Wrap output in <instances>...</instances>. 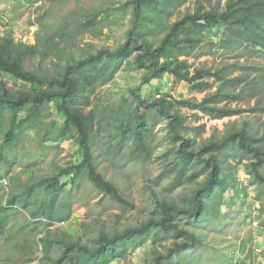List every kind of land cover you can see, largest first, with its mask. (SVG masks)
Listing matches in <instances>:
<instances>
[{
    "label": "rangeland",
    "instance_id": "rangeland-1",
    "mask_svg": "<svg viewBox=\"0 0 264 264\" xmlns=\"http://www.w3.org/2000/svg\"><path fill=\"white\" fill-rule=\"evenodd\" d=\"M129 1L28 0L20 3L0 0V11L5 15L7 26L11 28L3 35L10 32L14 38H20L27 45L36 42L37 33L41 39L52 38V54L47 57L30 56L23 66L40 77H58L68 63L96 54L101 49L114 51L125 42L133 17ZM231 1L235 0H184L180 4L175 3L167 10L163 22L153 29L149 39L157 46L171 24L185 14L197 9L223 12ZM213 31L204 32L201 43L186 58L191 72L195 69L221 70L226 78H239L241 82L236 80L222 85L221 81L210 78L211 88L198 93L192 92L185 82L175 84L169 75L144 85L142 79L147 74L146 70L138 69L133 58L123 62L106 84H97L86 112H93L98 129V137L93 146L94 156L98 157L97 170L117 185L128 205L109 201L84 179L77 189L76 201L67 221L49 225L42 220L44 222L37 223L36 228L28 224L30 226L26 228V233L11 235L9 242H4L5 237H2L0 264H23L28 257L33 260L25 264H40L45 256L55 259L60 248L55 246L46 253L38 243L41 238L80 240L82 244L91 247L100 233L112 235L149 219H159L160 203H174L184 209L191 206V195L204 182L205 175L196 176L198 169L189 168L180 178V159L175 151L177 144L172 141L167 120L154 111L148 116V158L130 159L133 149L131 143H125L117 157H113L112 150L118 141L116 127L121 123L126 124L136 108L137 102L132 96V90L138 88L137 94L149 101L162 95H170L175 100L201 101L219 87L231 95L245 90L243 97L230 98L218 105L240 111L238 115L222 120H211L201 114L196 118L193 110L178 108L184 117V132L193 140V148L196 150L211 140H221L230 132L243 127H247L255 136L262 135L264 56L257 49H243L240 46L241 40L225 31L224 26H218ZM222 37L223 40H231L233 44L228 51L219 46ZM236 46L240 47L236 49ZM5 82L13 90L30 88L20 81L6 79ZM3 117L0 120V145L8 126V113L3 114ZM63 118L57 111L56 103H50L43 109L39 125L23 131L16 146L7 151L11 162L2 169H8L9 172L2 177L5 185L1 192V204L4 205L9 197L7 191L16 190L19 174L25 173V177L22 176L20 180L23 182L33 176L39 179L57 174L60 169L81 160V151L75 140L54 142V135L46 141L41 139L45 128H49L52 122L56 123L57 128L60 127ZM39 148H45L44 156H39ZM241 157L237 149L233 152L225 149L220 155L228 185L222 202H227V206H219L215 220H205L195 227L191 226L202 245L186 253L178 261L179 264H264V211H261L264 195L261 200L256 199L258 188L246 174L248 158ZM63 181L66 180L61 178ZM28 218L27 214H15L7 229L21 226ZM172 242L169 238L156 242L149 239L133 247L126 257L115 263L149 264L155 252L166 253ZM177 260L175 258L173 264H177Z\"/></svg>",
    "mask_w": 264,
    "mask_h": 264
},
{
    "label": "trees",
    "instance_id": "trees-1",
    "mask_svg": "<svg viewBox=\"0 0 264 264\" xmlns=\"http://www.w3.org/2000/svg\"><path fill=\"white\" fill-rule=\"evenodd\" d=\"M14 1L24 3L28 0ZM182 1L184 0H130L128 4L133 8V17L125 42L114 51L101 49L96 54L68 63L58 77H40L23 66L30 56L47 57L52 54V38L41 39L37 33L36 42L25 45L15 42L10 32L0 37V120L4 118L3 114L9 115L8 126L0 145V199L5 185L2 177L9 172L8 169H2L11 162L7 151L16 146L23 131L39 125V117L50 103H56L57 111L64 118L60 127L57 128L56 123L52 122L49 128L44 129L42 141L52 135L54 142L73 139L81 151L78 163L60 169L52 176L39 179H34L33 176L23 182L20 180L22 176L25 177V173L19 174L16 178V190L7 191L6 195L9 194V197L4 205L0 201V240L5 237L4 242H9L11 235L26 233L28 226L36 228L37 223L42 220L49 225L67 221L76 201L77 189L84 179L109 201L128 205L117 185L97 170L98 157L94 156L93 146L98 137V129L93 112H86L97 84H106L123 62L133 58L138 69L146 70L147 74L142 79L144 85L169 75L175 84L185 82L192 92L198 93L211 88L210 78L221 81L222 85L236 80L241 82L239 78H226L221 70L195 69L191 72L186 58L201 43L204 32L213 33L218 26H224L225 31L241 40L240 46L243 49H257L264 56V0H235L228 3L223 12L197 9L185 14L171 24L159 44L154 46L149 39L153 35V29L163 22L167 10ZM232 45L231 40H223V37L219 41V46L224 51H228ZM240 46H236V49ZM4 79L20 81L30 88L13 90ZM138 90L131 91L137 102L134 114L126 124L121 123L116 127L118 141L112 150L113 157H117L125 143H131L133 149L130 159L148 158V116L154 111L167 120L172 141L177 144L175 151L180 159V178L189 168L198 169L196 176L205 175L204 182L191 195V206L184 209L174 203H160L159 219H149L112 235L100 233L91 247L82 244L80 240L38 239L41 249L46 253L55 246L60 248L55 259L45 256L40 264H113L126 257L133 247L149 239L156 242L168 238L173 242L166 253L155 252L149 264H173L175 258L179 264L178 261L186 253L202 245L192 228L205 220H215L219 206H227V202H222L228 185L220 159L225 149L232 152L237 149L241 152V159L248 158L246 174L258 188L256 199L261 200L264 195V132L258 137L251 134L247 127H243L230 132L221 140H211L196 150L193 148V140L184 132V117L178 112V108L187 107L193 110L196 118L199 114L211 120L233 117L240 113L238 109L218 105L230 98L243 97L245 90L231 95L219 87L201 101L175 100L170 95H162L149 101L139 96ZM37 152L39 156L46 154L45 148H39ZM61 178L66 181L61 182ZM262 208L261 211H264V205ZM17 213L27 214L28 220L17 228L7 229ZM32 260L33 258L28 257L23 264Z\"/></svg>",
    "mask_w": 264,
    "mask_h": 264
},
{
    "label": "built area",
    "instance_id": "built-area-1",
    "mask_svg": "<svg viewBox=\"0 0 264 264\" xmlns=\"http://www.w3.org/2000/svg\"><path fill=\"white\" fill-rule=\"evenodd\" d=\"M5 15L3 14L2 11H0V33H2L3 31L7 30L9 27L7 26V21L5 22ZM257 252L259 253L260 251L257 250Z\"/></svg>",
    "mask_w": 264,
    "mask_h": 264
},
{
    "label": "clouds",
    "instance_id": "clouds-1",
    "mask_svg": "<svg viewBox=\"0 0 264 264\" xmlns=\"http://www.w3.org/2000/svg\"><path fill=\"white\" fill-rule=\"evenodd\" d=\"M10 29H11V28L9 27L8 30H10ZM5 32H6V30L3 31L2 33H0V36L3 35V33H5ZM11 36H12V38H13V40H14L15 42H21V41H20V38H19V39L14 38L12 34H11ZM21 43H22V44H25V43H23V42H21ZM25 45H27V44H25Z\"/></svg>",
    "mask_w": 264,
    "mask_h": 264
},
{
    "label": "crops",
    "instance_id": "crops-1",
    "mask_svg": "<svg viewBox=\"0 0 264 264\" xmlns=\"http://www.w3.org/2000/svg\"><path fill=\"white\" fill-rule=\"evenodd\" d=\"M113 264H116L115 262Z\"/></svg>",
    "mask_w": 264,
    "mask_h": 264
}]
</instances>
